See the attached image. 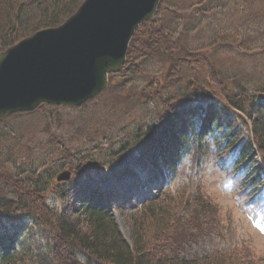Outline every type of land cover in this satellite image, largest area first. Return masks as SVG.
<instances>
[{
  "label": "trees",
  "instance_id": "obj_1",
  "mask_svg": "<svg viewBox=\"0 0 264 264\" xmlns=\"http://www.w3.org/2000/svg\"><path fill=\"white\" fill-rule=\"evenodd\" d=\"M82 2L0 0V52L37 31L60 25ZM237 2L161 0L154 18L135 31L125 65L116 75L123 80L111 86V94L135 97L140 95L139 88H146L150 94L142 95V101L158 103L161 110L157 111L152 125L145 129L138 127L133 142H129L131 139L124 143L116 141L108 152L109 160L103 164L113 165L137 149L132 160L148 171L145 184H138L136 174L129 168L116 173L134 176L132 187L151 189L154 184H166L177 173L185 156L191 154L195 143L200 158L205 156L203 146L210 153H232L231 168L249 173L248 161L254 160L256 153L259 159L254 164L260 163L264 168L262 76L253 77L254 66L249 69L217 59L220 51L236 43H240L238 49L244 50L242 41H237V30L230 32ZM249 2L254 12L264 19V0ZM216 7L224 10L222 15L230 18L229 23L210 31L204 41L196 44L197 38L189 34L198 32L201 17ZM257 49L264 56V45ZM154 56H159V66L152 69L149 61ZM136 78L145 79L141 86L136 85ZM240 126L247 131L246 135L237 131ZM0 140L5 137L0 136ZM57 147L59 150L51 153L52 164L58 166L56 170L67 165L80 171L88 153ZM2 154L3 159L8 153ZM19 161L24 165L29 159L15 160L7 155L4 160L7 166L0 174V217L18 213L31 227L14 233L11 229L0 231V264H258L244 248L214 249L195 255L185 244L174 240L179 215H184L189 208L187 202L199 210L200 216L209 218V221L201 218L203 223L197 227L202 237L209 242L218 236L216 211L200 190L193 195L185 192L171 195L165 188L154 189L155 195H150L132 213V242L128 244L112 215L111 208L123 207L119 199L111 203L114 190H90L82 194L77 199L80 216L74 219L76 212L68 216L67 211L52 209L46 202L55 169L52 174H46L47 162L43 160L26 164L27 169L23 170ZM259 172L263 175L261 168ZM255 175L258 174L251 176ZM56 194L63 200L66 197L63 192ZM35 228L40 244L31 239Z\"/></svg>",
  "mask_w": 264,
  "mask_h": 264
},
{
  "label": "rangeland",
  "instance_id": "obj_2",
  "mask_svg": "<svg viewBox=\"0 0 264 264\" xmlns=\"http://www.w3.org/2000/svg\"><path fill=\"white\" fill-rule=\"evenodd\" d=\"M249 1L238 0L232 11L235 15L231 20L222 15L224 10L216 7L206 16L201 17L200 30L189 35L196 37L195 43L198 44L199 41L205 40L206 34L222 24H228L230 20L232 24L230 27L233 28L230 32L237 30V41H242L244 52L238 49L240 43H236L231 48L220 51L217 59L229 63L236 62L249 69L254 66L253 77L262 76L261 80L264 81V65H262L264 56L257 49L264 45V19L254 12ZM231 6L233 7V3ZM158 66L159 56L152 57L149 67L153 69ZM116 75L109 76L108 87L103 94L79 108L41 105L32 113L14 115L0 121V136L5 137V140H0V174L6 171L4 167L7 165L4 160L7 155L15 160L29 159L24 165L45 160L46 174H52L55 169L46 202L52 209L60 212L67 211L68 216L76 212L74 219L80 216L77 211L80 203L77 199L82 194L90 190H114L111 203L115 204L119 199V204L123 207L111 208L112 215L121 235L131 244L132 213L141 206L147 195L153 193L151 189H155V186L151 189L139 185L132 187L134 176L124 177L116 174L126 167L142 172L139 169L143 168L134 167L131 162L133 152L113 165L103 166V164L109 160L108 152L113 149L112 146L116 141L124 143L131 139L129 142H133V135L138 127L145 129L152 125L157 111L161 109L158 103L147 104V101H142V95L150 94L146 88H139L140 95L135 97L111 94V86L123 80ZM135 80L136 85L141 86L145 79L136 78ZM237 131H241L242 136L247 133L242 126L238 127ZM57 145L64 146L72 152L80 149L85 151V154L88 153L86 154L88 158L80 171L76 170V167L67 165L59 168V171L56 170L58 166L52 164L54 159L51 153L59 150ZM197 146V143L192 145L191 154L185 156L177 173L165 188L171 195L179 192L193 195L195 191L200 190L204 199L216 211L218 224L215 233L218 236L209 242L202 237L197 227L203 223L202 219L209 221V218L200 216L199 210L187 202L189 208L184 215H179L174 240L185 244L188 251L195 255L207 254L214 249L244 248L258 264H264V177L251 176L260 168L262 169L260 163L254 164L259 156L255 153L254 160L248 161L251 171L247 174L244 173L245 170L242 172L229 168L230 154L210 153L202 145V149H206V152L205 156L200 158L197 154ZM5 153L8 154L5 156ZM1 154L5 156L3 159ZM19 162L23 165L22 161ZM220 163H227L228 168H223ZM24 165L23 170L27 169ZM63 171H70L71 179L65 183H57L55 178ZM139 181L146 182L141 178ZM57 192L60 194L63 192L66 195L64 200L56 194ZM124 195L127 196L122 197ZM65 199L70 202L67 203ZM74 204L76 207L72 208L71 205ZM30 227L25 217L18 213L9 217H0V231L11 229L14 233L17 229ZM33 232L35 235L31 239L37 240L39 244L42 243L37 228L33 229Z\"/></svg>",
  "mask_w": 264,
  "mask_h": 264
},
{
  "label": "water",
  "instance_id": "obj_3",
  "mask_svg": "<svg viewBox=\"0 0 264 264\" xmlns=\"http://www.w3.org/2000/svg\"><path fill=\"white\" fill-rule=\"evenodd\" d=\"M160 0H83L57 27L43 29L0 53V120L41 105L79 108L108 87L126 62L138 27ZM64 171L57 182L68 181Z\"/></svg>",
  "mask_w": 264,
  "mask_h": 264
}]
</instances>
